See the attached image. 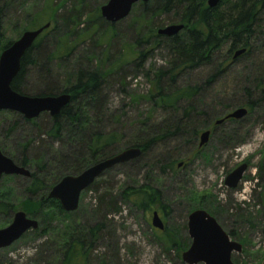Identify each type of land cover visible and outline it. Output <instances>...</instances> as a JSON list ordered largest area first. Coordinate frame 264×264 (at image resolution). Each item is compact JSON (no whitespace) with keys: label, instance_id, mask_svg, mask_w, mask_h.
<instances>
[{"label":"trees","instance_id":"1","mask_svg":"<svg viewBox=\"0 0 264 264\" xmlns=\"http://www.w3.org/2000/svg\"><path fill=\"white\" fill-rule=\"evenodd\" d=\"M13 1L0 0V20L5 8ZM83 1L80 0V6ZM48 2L38 14L30 19L26 17L33 30L48 22L50 26L22 57L11 89L30 97L69 94L70 102L55 117L42 113L35 119L27 120L17 113L0 112V125L1 120L5 123L8 117L12 119L11 123H7L4 136L8 137L16 130L22 132L12 150L4 142L0 143V150L30 172V176L24 179L23 194L26 198L22 201L21 210L28 218L36 220L38 226L55 215L66 217L71 214L63 212L59 203L48 197L50 189L62 177L78 175L91 165L129 148H139L141 155L128 164L137 165L140 170H157L162 175L175 173L186 165L180 160L181 150L190 149L188 155L192 158L200 154L198 134L208 130L216 120L224 118L230 112L228 110L242 107L250 115L264 106L263 64L254 63L250 75L245 73L237 78L231 77L232 66L237 60H248L257 55L256 44L260 49L264 48V0H221L212 9L207 8L206 0H149L135 4L129 15L134 14V22L140 24L137 45H145L148 49L134 52V69L140 71L143 68L151 50L164 51L167 61L164 66L151 67L146 71L150 89L145 96L130 98V104L139 106L145 102L149 106V114L140 115V120L136 118L130 123L126 122L124 108L112 110L109 107L110 91L115 87L124 90L122 68L125 64L118 60L94 69L67 66L76 46L71 40L73 35L78 34L75 30L78 25L76 18L79 19L82 10L74 8L71 14H67L65 9H61L63 6L59 10L54 0ZM91 22L101 28L98 31L114 35L113 26L116 23H107L100 15ZM166 24H183L184 28L173 37L158 36L157 30ZM11 43L6 41L1 51ZM223 49L224 59L218 62ZM241 49H245L244 54L233 60V54ZM53 63L67 71L65 73L64 70L62 85L52 77ZM203 67L211 71L202 83L181 86L184 77ZM31 73L35 74V86L28 82ZM226 79L229 80L227 85H220L218 92H213L217 83ZM235 91L240 92L242 101H237ZM156 111L162 113L158 119L154 118ZM226 122L236 123L229 120L222 124ZM236 132L220 133L217 140L221 146L225 145L223 148L235 149L240 144ZM203 158L209 160L208 156ZM180 162L182 165L178 168ZM12 177L18 178H3ZM122 198L143 211L150 210L154 204L162 213L167 210L159 191L148 186L126 190ZM108 207L117 213L120 211L114 202ZM14 209V205L0 195L3 222ZM216 212L211 211L210 215L218 223ZM103 229L105 225L99 223L81 232L75 229L68 231L58 241L51 242L47 258L53 264H86L92 244L86 245L85 241L87 238L93 241ZM42 231L45 232L44 228ZM37 232V229L30 230L22 237ZM227 235L230 239L236 238L232 232ZM169 243L171 247L177 244L176 240H169ZM47 258L42 262L46 263ZM112 259L115 261L113 264H118L116 255Z\"/></svg>","mask_w":264,"mask_h":264},{"label":"rangeland","instance_id":"2","mask_svg":"<svg viewBox=\"0 0 264 264\" xmlns=\"http://www.w3.org/2000/svg\"><path fill=\"white\" fill-rule=\"evenodd\" d=\"M48 1L51 0H14L5 8L0 20L2 34L0 53L6 41L14 42L24 31L33 30L26 17L30 19L38 14ZM54 2L57 7L59 6V10L65 9L67 14H71L74 8L77 11L82 10L79 19L73 15L78 21L75 27L78 34L71 38L76 46L72 58L66 65L70 68L80 66L94 69L121 60L125 64L122 68L124 90L115 87L110 91L109 107L112 110L124 108L127 123L136 118L140 120L138 119L140 115H148L150 110L148 104L143 102L142 105L133 106L130 104V98L146 95L150 89V78L145 77L146 71L151 67L155 69L164 66L167 54L164 51L151 50L143 68L140 71L134 69L132 63L134 52L148 49L145 45H137L140 24L134 22V14L113 26L114 35L112 33L107 35L98 31L100 27L91 22L100 15V7L106 3V0H84L82 6L80 0H54ZM168 25L170 24L163 27ZM61 28L59 24V29ZM254 49L258 52L257 55L234 63L231 77L237 78L245 73L250 75L253 72V64L257 62L263 64L264 71V48L260 49L256 44ZM224 54L225 49L221 50L218 62L224 59ZM64 70V67L59 68L56 63L51 64L52 77L61 85L65 81L67 72L65 70L64 73ZM210 71L208 67H203L189 73L180 82L181 86L188 83H202ZM227 81L229 80L217 83L213 92L217 93L220 85H227ZM28 82L32 86L36 85L34 73H31ZM235 94L237 101H242L240 92L235 91ZM161 115L160 111H156L154 118L158 119ZM5 120H7L5 123L1 120L0 143L4 142L12 150L22 132L16 130L8 137L4 136L7 123H11L12 119L8 117ZM22 129L26 130L24 127ZM208 130L211 131V137L201 148L200 154L192 158V155H188L190 149L181 150L180 160L185 161L186 165L175 173L162 175L157 170L151 172L140 170L139 166L128 163L106 171L91 189L81 194L75 212L66 217L55 215L49 221L44 220V225L38 226L36 234L30 233L8 248L0 250V264H53L51 259L47 258L51 251V242L65 236L71 227L69 232L74 229L76 232H81L99 223H103L105 229L93 241L89 238L85 241L86 245L92 244L86 264H113L114 255L118 259V264H184L181 254L188 249L191 242L187 234V216L197 209L205 210L209 214L211 211H217L220 227L226 233L232 232L236 236L231 240L241 244L242 251L231 255L233 264H262L264 261V106L234 124L233 122L219 126L212 124ZM232 130L237 131L240 144L235 149L223 148L225 145L221 146L217 140L219 134L229 133ZM203 156H208L209 160L205 161ZM243 163L247 164V170L241 182L235 190L228 189L224 185L226 176ZM24 179L18 176V178L0 180V195L8 199L15 208L5 222L0 216V223H4L0 229L10 224L15 212L22 211L21 204L26 198L23 194ZM139 186L158 190L167 210L162 213L158 205L154 204L150 210L143 211L122 198L124 191ZM111 202L119 207L118 213L108 207ZM153 212H157L165 232L151 226ZM43 228L45 232L42 231ZM169 240H176L177 244L171 247ZM44 258L48 259L46 263L42 262Z\"/></svg>","mask_w":264,"mask_h":264},{"label":"water","instance_id":"3","mask_svg":"<svg viewBox=\"0 0 264 264\" xmlns=\"http://www.w3.org/2000/svg\"><path fill=\"white\" fill-rule=\"evenodd\" d=\"M149 0H108L100 7V17L107 23H117L128 17L132 7L138 3H146ZM221 0H206L209 9L215 8ZM50 22L36 30L24 31L17 40L12 42L0 53V112H12L21 115L24 119L37 118L42 113L50 117L60 114L61 110L70 102L69 94L57 96L30 97L21 95L11 89V83L20 70V62L27 50L33 45L40 34L48 29ZM184 28L183 24H171L157 30L156 34L163 37H173ZM245 49L236 51L232 59L235 60ZM247 115L246 108L231 110L224 118L216 120L215 126L224 121L242 120ZM210 138V131L205 130L198 136V147H204ZM141 155L139 148L122 150L118 154L101 160L83 170L78 175H66L62 177L49 191L48 197L57 201L65 213H73L78 209L79 199L95 180L112 168L127 164L136 160ZM182 163L178 164V168ZM247 164L243 163L231 171L224 180V185L235 190L241 182ZM19 176L28 178V169L17 165L11 158L0 150V180L3 177ZM151 226L162 231L164 225L157 212H153ZM187 234L190 245L181 254L184 264H233L231 255L241 253V244L232 241L227 233L220 227L215 218L207 211L197 209L187 216ZM38 223L30 219L23 211L13 214L10 224L0 229V250L8 248L18 241L26 232L36 230ZM264 264V261L262 262Z\"/></svg>","mask_w":264,"mask_h":264},{"label":"flooded vegetation","instance_id":"4","mask_svg":"<svg viewBox=\"0 0 264 264\" xmlns=\"http://www.w3.org/2000/svg\"><path fill=\"white\" fill-rule=\"evenodd\" d=\"M229 121V120H228ZM210 136H211V131H210ZM198 146V145H197ZM199 148V147H198Z\"/></svg>","mask_w":264,"mask_h":264}]
</instances>
